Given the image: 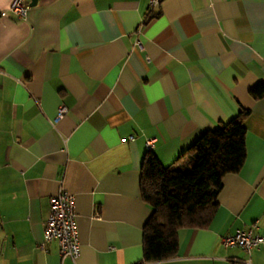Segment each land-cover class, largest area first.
Segmentation results:
<instances>
[{
  "label": "crops",
  "instance_id": "0c3cea01",
  "mask_svg": "<svg viewBox=\"0 0 264 264\" xmlns=\"http://www.w3.org/2000/svg\"><path fill=\"white\" fill-rule=\"evenodd\" d=\"M23 1L25 18L0 17V264L140 262L146 140L169 166L241 110L245 159L211 222L179 230L177 255L152 264H264V97L249 94L264 85V0H164L145 24L148 0ZM61 189L75 260L43 242ZM248 230L262 238L249 253L222 246Z\"/></svg>",
  "mask_w": 264,
  "mask_h": 264
},
{
  "label": "trees",
  "instance_id": "16d2710c",
  "mask_svg": "<svg viewBox=\"0 0 264 264\" xmlns=\"http://www.w3.org/2000/svg\"><path fill=\"white\" fill-rule=\"evenodd\" d=\"M257 100L264 97V85L249 91ZM237 115L205 131L169 166H163L151 151L141 164L140 195L151 209L144 224L142 260L152 264L174 258L181 229L207 228L217 209L223 178L237 173L245 159L244 119Z\"/></svg>",
  "mask_w": 264,
  "mask_h": 264
},
{
  "label": "built area",
  "instance_id": "2783aa9c",
  "mask_svg": "<svg viewBox=\"0 0 264 264\" xmlns=\"http://www.w3.org/2000/svg\"><path fill=\"white\" fill-rule=\"evenodd\" d=\"M164 0H148L145 16L142 24L147 23L153 16L155 9H157ZM28 5L23 0H13L7 11L0 13V17H5L11 13L19 19L26 16ZM140 30L138 29L137 33ZM136 47L141 49V42L137 39L135 41ZM66 107L61 106L54 119L57 123L66 114ZM133 137H129L132 140ZM154 139L146 140L145 145L147 151L153 148ZM76 213L74 196L61 189L56 195L49 199L48 216L43 224V242H56L61 257L69 258L71 260L77 259L79 255V244L77 239L76 229ZM262 243V238L255 235L252 230L236 232L234 235H229L221 238V244L225 248L239 247L246 253L251 249Z\"/></svg>",
  "mask_w": 264,
  "mask_h": 264
},
{
  "label": "water",
  "instance_id": "95a60500",
  "mask_svg": "<svg viewBox=\"0 0 264 264\" xmlns=\"http://www.w3.org/2000/svg\"><path fill=\"white\" fill-rule=\"evenodd\" d=\"M35 2H36V0H31V3H30V5L32 6V5H34L35 4Z\"/></svg>",
  "mask_w": 264,
  "mask_h": 264
}]
</instances>
